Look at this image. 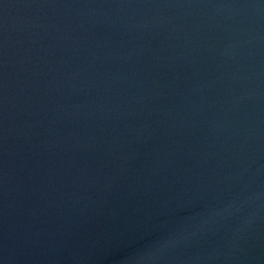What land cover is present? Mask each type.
Here are the masks:
<instances>
[{
	"label": "water",
	"instance_id": "95a60500",
	"mask_svg": "<svg viewBox=\"0 0 264 264\" xmlns=\"http://www.w3.org/2000/svg\"><path fill=\"white\" fill-rule=\"evenodd\" d=\"M0 264H264V0H0Z\"/></svg>",
	"mask_w": 264,
	"mask_h": 264
}]
</instances>
